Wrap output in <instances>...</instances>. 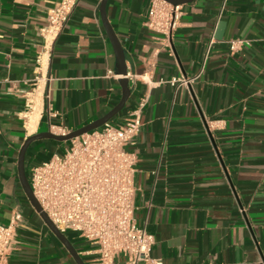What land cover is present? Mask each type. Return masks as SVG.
Returning <instances> with one entry per match:
<instances>
[{
    "label": "crops",
    "instance_id": "crops-1",
    "mask_svg": "<svg viewBox=\"0 0 264 264\" xmlns=\"http://www.w3.org/2000/svg\"><path fill=\"white\" fill-rule=\"evenodd\" d=\"M101 2L79 0L46 48L42 29L59 0H0V224L18 217L10 264H79L28 198L18 157L30 135L75 130L120 101L123 75ZM149 4H106L131 87L109 121L124 124L146 99L140 132L127 146L137 154L136 222L153 234L151 254L162 264H264V0L182 3L168 41L146 25ZM231 38L251 44L232 53ZM197 74L190 86L172 82ZM55 141L30 145L28 175L43 149L70 145ZM64 234L85 264H97L95 244Z\"/></svg>",
    "mask_w": 264,
    "mask_h": 264
},
{
    "label": "built area",
    "instance_id": "built-area-1",
    "mask_svg": "<svg viewBox=\"0 0 264 264\" xmlns=\"http://www.w3.org/2000/svg\"><path fill=\"white\" fill-rule=\"evenodd\" d=\"M78 1L59 0L48 10L47 24L42 29L46 48L69 21ZM182 15V4L150 0L146 25L168 41ZM228 43L233 53L250 45L251 40L231 38ZM199 76L174 78L172 82L190 86ZM145 101L128 112L124 124L107 121L71 139L64 152H54L30 168L29 180L42 210L62 233L74 231L95 244L97 264H162L151 254L153 234L136 222L137 154L127 149L140 132ZM17 226V216L6 225L0 224V264H10ZM120 254L125 257L123 262L116 260Z\"/></svg>",
    "mask_w": 264,
    "mask_h": 264
},
{
    "label": "water",
    "instance_id": "water-1",
    "mask_svg": "<svg viewBox=\"0 0 264 264\" xmlns=\"http://www.w3.org/2000/svg\"><path fill=\"white\" fill-rule=\"evenodd\" d=\"M108 0H102L100 5V12L102 15L103 23L106 28V31L110 37V40L113 44L117 65H116V73L123 75L122 78H120L121 86H122V97L118 104L114 106L107 114L102 116L101 118L94 120L80 128H77L75 130L66 132V133H56L52 131L51 129L37 132L35 134L30 135L26 138L22 146L20 147L19 151V157H18V170H19V177L21 184L30 199L33 206L36 208V210L41 214L43 217V220L46 222V224L49 226V228L57 235V237L65 244V246L70 250V252L73 254L75 259L78 261L79 264H85L80 255L78 254L75 247L72 245L68 237L62 233L57 226L53 223V221L49 218V216L42 210V207L38 200L36 199L31 183L29 180V175L27 174L26 170V156L28 149L30 145L39 139H45V138H52L58 141H69L73 139L74 137H77L85 132H88L90 130L96 129L98 127H101L105 122L112 119L115 115H117L126 105L127 100L129 99L131 95V87H130V80L127 76L128 69L125 62V51L123 48V45L118 38L113 26L108 20V16L106 13V4ZM169 2H172L174 4H182L185 2H190L192 0H168Z\"/></svg>",
    "mask_w": 264,
    "mask_h": 264
},
{
    "label": "rangeland",
    "instance_id": "rangeland-1",
    "mask_svg": "<svg viewBox=\"0 0 264 264\" xmlns=\"http://www.w3.org/2000/svg\"><path fill=\"white\" fill-rule=\"evenodd\" d=\"M57 144H62V143H65V142H67V141H58V140H56L55 141ZM56 152V151H59V150H56V148L54 149V150H51L49 147L48 148H45V149H43V159H47V158H49L50 157V155L51 154H53L54 152ZM65 151V148H61V150L59 151L60 153H62V152H64ZM32 163H38V161H35V162H32ZM32 163H30V164H32ZM30 167H29V165H28V169H29Z\"/></svg>",
    "mask_w": 264,
    "mask_h": 264
},
{
    "label": "bare ground",
    "instance_id": "bare-ground-1",
    "mask_svg": "<svg viewBox=\"0 0 264 264\" xmlns=\"http://www.w3.org/2000/svg\"><path fill=\"white\" fill-rule=\"evenodd\" d=\"M38 116H39V107L38 105H36L35 110L32 113L31 120L28 123L30 130L35 129Z\"/></svg>",
    "mask_w": 264,
    "mask_h": 264
}]
</instances>
